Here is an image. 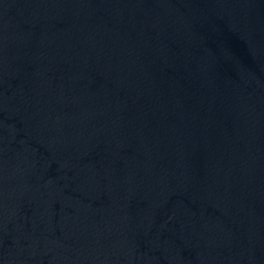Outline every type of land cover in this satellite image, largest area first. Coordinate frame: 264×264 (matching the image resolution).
<instances>
[{
    "label": "water",
    "instance_id": "1",
    "mask_svg": "<svg viewBox=\"0 0 264 264\" xmlns=\"http://www.w3.org/2000/svg\"><path fill=\"white\" fill-rule=\"evenodd\" d=\"M0 264H264V0H0Z\"/></svg>",
    "mask_w": 264,
    "mask_h": 264
}]
</instances>
